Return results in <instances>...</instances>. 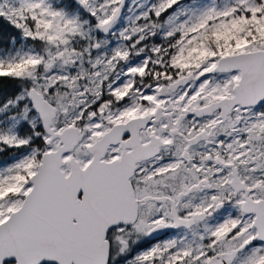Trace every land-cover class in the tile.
<instances>
[{
	"label": "snow or ice",
	"instance_id": "obj_1",
	"mask_svg": "<svg viewBox=\"0 0 264 264\" xmlns=\"http://www.w3.org/2000/svg\"><path fill=\"white\" fill-rule=\"evenodd\" d=\"M0 264H264V0H0Z\"/></svg>",
	"mask_w": 264,
	"mask_h": 264
}]
</instances>
